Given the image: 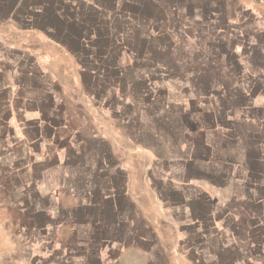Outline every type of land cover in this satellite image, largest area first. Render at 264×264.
Masks as SVG:
<instances>
[{"label":"crops","instance_id":"1","mask_svg":"<svg viewBox=\"0 0 264 264\" xmlns=\"http://www.w3.org/2000/svg\"><path fill=\"white\" fill-rule=\"evenodd\" d=\"M137 1L0 0V17H10L0 26L1 264H40L45 241L56 264L67 253L82 264H172L128 262L153 251L133 249L152 238L135 213L138 193L151 191L161 197L159 223L141 214L151 229L173 227L179 238L190 228L179 257L229 231L227 264H264V0H154L156 15ZM90 14L111 21L117 36L107 47L88 34L99 26ZM190 40L193 65L179 57L172 67L171 51ZM143 162L151 184L140 186L133 176ZM181 175L186 184L170 178ZM206 176L199 192L245 198L188 200V180ZM61 224L82 245L53 248Z\"/></svg>","mask_w":264,"mask_h":264},{"label":"rangeland","instance_id":"2","mask_svg":"<svg viewBox=\"0 0 264 264\" xmlns=\"http://www.w3.org/2000/svg\"><path fill=\"white\" fill-rule=\"evenodd\" d=\"M137 2H139L140 4H142L144 6V10L150 14V15H156L157 13L159 14L160 11H156V3L154 0H138ZM155 7V10H154ZM252 8H254L252 6ZM264 12V8L260 10V12ZM8 15H6L5 17H0V26L4 25L7 23V21H9ZM67 18V17H65ZM87 19L90 22H94L96 25H99L95 28V31H91L90 33V37L92 38L93 35H96V37L99 39V41L101 43H103V45H105L106 47L109 45V42H113L115 40V36H117L116 32L113 30V25L111 23V21H105L104 23L98 24L99 23V17H96V15L94 14H90L87 16ZM7 20V21H6ZM11 20V19H10ZM74 20H77V17H74ZM174 22V21H173ZM56 23V21L54 22ZM175 24V23H174ZM59 25L65 26V23L61 24L59 23ZM119 28L121 29H125L127 28V26L129 25L127 23V21H125V19H123L122 21H118L117 24ZM94 27V26H93ZM64 29V27H63ZM75 29V34L76 37H83L82 39H86L87 36L85 33H87L86 31H88V29H85V33L81 32V31H77V27H74ZM61 33H63V31H61ZM129 33V32H128ZM121 34V32H120ZM123 36H126V33H123ZM126 34V35H125ZM130 34V33H129ZM92 35V36H91ZM130 36V35H128ZM61 38V35L59 36ZM15 38V37H14ZM18 38V37H16ZM125 40L126 39H131V38H125L123 37ZM88 39V38H87ZM205 44V42H203ZM204 44L203 47L205 46ZM198 47L195 45V42H192V40H190L189 43L186 44V46L182 47L181 49H177V50H172L171 51V65L172 67H175V64L173 61H175V59L177 58L180 59L179 57H186V60L189 62V64L187 66H192L193 64L191 63V61H189V59L191 60V56L197 51H198ZM201 51V49H200ZM202 54V58L203 61H209V55L210 54H206L208 53V51L203 50ZM207 57H206V56ZM204 56V57H203ZM180 62V60H178ZM207 63L206 67L203 68V71L208 72V74L210 75L211 72H213V69L211 67V65H209V62H204ZM210 77V76H209ZM76 121H79V119H83L84 118V114H83V108L81 107V101L80 99L77 100L76 97ZM76 130H79L76 126ZM239 156L240 158H242L244 156V152L240 151L239 152ZM211 167H207V169H210ZM145 166H144V162L142 165V168H139V175L137 176H133V180L135 183L139 184L140 186L143 183H150L151 181L146 178V171H145ZM155 171V180L158 183L161 182H165L166 181V176H162V172L159 169H154ZM182 176V175H181ZM172 179V181L178 185L180 184H186V178L185 177H170ZM155 181V182H156ZM211 182L210 177L206 176L203 177L202 179L194 180V179H190L188 180V184L190 186L187 187V191L188 192V200H191V197L194 198H198V197H202V199L204 200L207 196H212V200L215 205H226L229 204V200H231V197L233 195H238L239 199H244L245 195L242 191H237V192H226V191H218V192H209V190H206L205 192L204 189L208 188L209 183ZM194 186H197V188H194ZM198 187H200L201 189H203L201 192L198 191ZM139 197H138V210L135 209V213L139 214V220L140 222H138V231L141 234L142 232H147V231H151L152 230V238H150L147 241H142V240H136L134 241V247L133 249H139L140 251L142 249H153V251L151 252V255H149L148 257L146 256H142V255H138V257H128V262L130 261H137L139 263H149L151 262V260L155 257V259L159 258V262L161 263V261H163V263H172V264H195V262L193 261L196 258V263H201V264H208V263H214L217 262L218 264H227L230 261V256H231V252L230 249L233 246L235 240H234V236L233 234H231L229 231H227L228 234L226 235H221V239H220V243L218 241H216L215 239L213 241H211V244L209 245V242H204V243H200L201 245H198V249L195 252L196 256L193 254H191L190 251L185 250V248H181L180 254L181 256L179 257V254H176V250L177 248H180V244L183 243L184 241H186L188 234L190 233V228L187 229H182V232L179 234V238L177 236L176 230L173 227L170 228H161V227H156L154 230L151 229V224L146 223L141 214H145L148 216L149 220L152 223H159V215H160V208H158V199L160 200V194L158 192H139ZM200 197V198H201ZM210 199V197H209ZM134 200V199H133ZM65 206H69L70 205V200L66 199L65 200ZM128 204H130V202L127 201ZM197 206L200 207V210H203L205 208H207V205L204 203L201 205H199V202H197ZM201 207L203 209H201ZM232 208V206H230ZM217 206L213 207V209L211 211H213V214H215L214 212L216 211ZM233 218V217H231ZM157 225V224H155ZM73 234H72V227H70V225L68 224H61L60 225V229H59V234H57V238H55V240L53 241V248H58V249H72V248H77L78 246L82 245L83 241L82 240H76V241H72ZM45 241V240H44ZM241 240H238V243L240 244ZM33 243V241H32ZM46 243H48L47 241H45V244H43V256L41 257L42 262L40 264H56V259H52L50 257V254L47 255L48 252V248H50L49 246H46ZM199 244V242H198ZM75 245V246H74ZM39 246V245H38ZM210 246L213 247V251L210 252L209 248ZM212 249V248H211ZM47 250V251H46ZM39 252V250H37V253ZM178 252V251H177ZM179 253V252H178ZM40 258V257H39ZM81 256H77V255H72L71 253H67L65 256H61L59 257V263L58 264H82L81 262ZM108 257H104L103 260L106 261ZM0 264L2 261V257L0 258ZM53 261H52V260ZM109 259V258H108ZM98 262V260L96 259H92L91 264H96ZM107 264H120V262L118 261L116 263V261L111 260V261H107ZM125 262V261H124ZM14 264H35V263H31L30 258H28L25 262H15ZM38 264V263H37Z\"/></svg>","mask_w":264,"mask_h":264}]
</instances>
